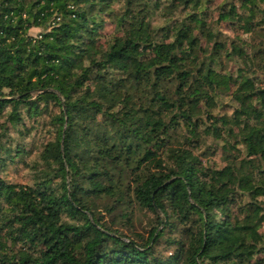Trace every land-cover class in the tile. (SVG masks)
Returning <instances> with one entry per match:
<instances>
[{"label": "trees", "instance_id": "1", "mask_svg": "<svg viewBox=\"0 0 264 264\" xmlns=\"http://www.w3.org/2000/svg\"><path fill=\"white\" fill-rule=\"evenodd\" d=\"M19 161L0 264H264V0H0V172Z\"/></svg>", "mask_w": 264, "mask_h": 264}, {"label": "rangeland", "instance_id": "2", "mask_svg": "<svg viewBox=\"0 0 264 264\" xmlns=\"http://www.w3.org/2000/svg\"><path fill=\"white\" fill-rule=\"evenodd\" d=\"M223 31H226L229 34L230 29L226 28V26H221ZM110 25L107 22L105 24V30L103 31V34L107 33L110 31ZM40 31V28H32L31 33L36 34L37 32ZM231 34V33H230ZM232 35V34H231ZM203 52H207L208 48L205 47L204 45L201 46ZM41 123L37 127H30L31 126V120H25L26 127L30 129L33 134L35 135L37 141H41L46 138V127H44V124H47L48 119L41 117L40 118ZM43 134V136H41ZM201 139L199 142V147L198 150L196 151L198 154H201V159L206 162L210 161H215L217 164L222 165L224 162L221 159L220 156V150L218 149L217 143L219 142L221 144V141L218 139H215L211 135H203L201 134ZM30 142L32 138H28ZM218 141V142H217ZM27 142V143H28ZM210 147V148H209ZM213 147H216V150L214 153L210 152V149ZM36 154V151H31L28 152L27 155L24 157L31 156V159L34 158ZM31 169L28 168V166L22 164V161L19 162H14L11 165H8L5 169L0 172V174H3L4 177L10 179L13 182H18V183H31L32 181V173ZM160 249V248H159ZM159 253H162L161 250L158 251Z\"/></svg>", "mask_w": 264, "mask_h": 264}]
</instances>
